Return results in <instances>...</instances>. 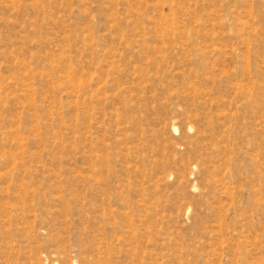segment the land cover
<instances>
[{
    "label": "rangeland",
    "instance_id": "1",
    "mask_svg": "<svg viewBox=\"0 0 264 264\" xmlns=\"http://www.w3.org/2000/svg\"><path fill=\"white\" fill-rule=\"evenodd\" d=\"M0 264H264V0H0Z\"/></svg>",
    "mask_w": 264,
    "mask_h": 264
}]
</instances>
